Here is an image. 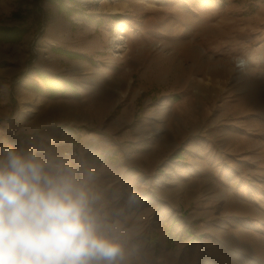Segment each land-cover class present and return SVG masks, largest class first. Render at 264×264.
<instances>
[{
  "label": "rangeland",
  "instance_id": "374dc122",
  "mask_svg": "<svg viewBox=\"0 0 264 264\" xmlns=\"http://www.w3.org/2000/svg\"><path fill=\"white\" fill-rule=\"evenodd\" d=\"M65 2L80 13L60 16L62 36L48 34L59 14L35 3L0 69L11 143L67 126L68 150L86 152L109 195L140 189L138 264H264V0ZM184 43L202 70L227 71L189 84ZM58 46L87 59L59 63ZM33 68L76 93L22 98L25 79L40 82Z\"/></svg>",
  "mask_w": 264,
  "mask_h": 264
},
{
  "label": "clouds",
  "instance_id": "9594fccd",
  "mask_svg": "<svg viewBox=\"0 0 264 264\" xmlns=\"http://www.w3.org/2000/svg\"><path fill=\"white\" fill-rule=\"evenodd\" d=\"M100 176L65 147L0 144V264H138L144 193L109 195Z\"/></svg>",
  "mask_w": 264,
  "mask_h": 264
},
{
  "label": "crops",
  "instance_id": "0c3cea01",
  "mask_svg": "<svg viewBox=\"0 0 264 264\" xmlns=\"http://www.w3.org/2000/svg\"><path fill=\"white\" fill-rule=\"evenodd\" d=\"M42 1V2H41ZM66 0H63V2L66 5H71L65 2ZM72 3H76L78 0H69ZM39 2V4H38ZM46 3L51 9H53L56 14L59 16V19H57L54 23H52V25H50L49 29H48V34L54 35L56 38H59L58 36H62V33L65 32L68 29V25L64 24L63 21H61L60 16L64 15L63 13H59L57 10V6H56V2L52 3L50 0H34V4L30 3L29 5L25 6V3L23 0H0V25H6V26H19V24L21 23L20 26L25 24V21L27 19L28 16L35 15V13H37L39 10L36 7V4L41 5V10L43 11V5L40 3ZM36 3V4H35ZM74 5V4H73ZM20 7V17H16V16H12V12L17 10V8ZM34 7V8H32ZM40 8V6H39ZM26 11H28V13H26ZM24 21H23V20ZM52 26V27H51ZM32 27V26H31ZM25 35V34H24ZM19 42H0V62H6V59H16L17 57H13L11 55H9V53H7L8 51H10L11 49H13L14 47H16L15 44L20 43L23 40V37ZM58 40V39H57ZM65 49V48H61L60 46L58 47H51V51L53 53L57 54L58 57V61L59 63H63V64H68L69 62H72V59L67 57L66 55L62 54V53H58L56 52V49ZM15 49V48H14ZM66 50H70V49H66ZM73 51V50H71ZM5 65V64H4ZM4 66H1V68H3ZM33 73H35L36 77L39 79V83L37 81H33L32 76L28 77V79L24 80L23 85L20 87L21 91L20 93L22 94V98H27V97H35L37 100L42 101L43 98H41V96L43 94H47L49 95V92L45 90L44 84L42 82V80L39 77L40 73L45 74L47 77H50L53 84H55L56 87H65V89L67 90V88L71 87V84H73L71 82V80L69 78H63L64 80H67V82H65V84H59V82H57V73L53 72L50 73L46 70L43 69H34L32 70ZM1 73V72H0ZM29 73H27L28 75ZM5 75V74H4ZM29 76V75H28ZM4 76L3 74H0V79H3ZM58 79L60 80V78L58 77ZM31 83V87L28 86ZM35 86H38L40 89L39 91H37L35 89ZM68 91V90H67ZM47 92V93H46ZM26 100V99H25ZM11 117L9 116V114H5L4 112L2 113V111L0 112V144H7L12 142V135H11V126H10V121ZM42 121V120H41ZM6 124V125H4ZM69 127H54L51 128L49 130H41L39 133H36L32 138L26 136L27 138V143L31 142V143H44V144H48V145H57L60 147H65L67 149H72V144L70 141L65 140L64 138H68L69 135ZM24 135V134H23ZM77 154L83 155L85 157L86 152H81L79 149L78 151L76 150Z\"/></svg>",
  "mask_w": 264,
  "mask_h": 264
},
{
  "label": "trees",
  "instance_id": "16d2710c",
  "mask_svg": "<svg viewBox=\"0 0 264 264\" xmlns=\"http://www.w3.org/2000/svg\"><path fill=\"white\" fill-rule=\"evenodd\" d=\"M26 3H29L28 0H23ZM52 3L56 2V6H57V10L59 13H63L64 15H76L78 13H80L79 11L75 10L74 8L66 5L63 0H50ZM20 7L17 8V10H15L14 12H12V16H16V17H20ZM26 13H28V11H26ZM116 18H119V14L114 15ZM23 20V19H22ZM30 30V26L29 25H22V26H1L0 25V42H19L22 39V36L27 33ZM56 52L58 53H62L64 55H66L67 57L71 58V59H87L86 56H84L81 53L75 52V51H71V50H66V49H56ZM90 59V57H89ZM91 61V59H90ZM5 64V62H0V67L3 66ZM40 79L42 80L45 90L49 92L50 96H54L57 94V92H61V93H65V91H67L65 89V87L61 88V87H56L51 78L47 77L45 74L40 73L39 74ZM70 90H72L71 87H69ZM35 89L37 91H39V87L35 86ZM72 92H75L74 90H72ZM76 93V92H75ZM88 158H92L93 161V157L88 156Z\"/></svg>",
  "mask_w": 264,
  "mask_h": 264
},
{
  "label": "bare ground",
  "instance_id": "6f19581e",
  "mask_svg": "<svg viewBox=\"0 0 264 264\" xmlns=\"http://www.w3.org/2000/svg\"><path fill=\"white\" fill-rule=\"evenodd\" d=\"M110 9L113 10V11H117L116 7H112ZM206 31L208 32V34H211V33L215 34V35L218 34V29L215 28V27L212 28V29H208ZM210 36H206V37H210ZM187 42H189V41H187ZM180 51L182 53L181 56L183 57V59H187L188 58L191 61V64L189 65V68H188L189 69L188 74H191L192 78L188 79V83L189 84H191L193 82H196L197 85H200L201 84V82H200L201 79H199L197 81V80H195V76H198L201 73L207 74L209 76V78H210L208 81H209V83H211L213 81V78H215L214 74H216V72L219 71L218 73H221L222 71H224V72L227 71L226 67H224V66H221L219 69L217 68V69H214V70H202L201 69L202 67H201V65L198 62V60L200 58V53L198 52V50L196 49L195 46L191 45V43H184V45L181 46ZM246 61H247V64H248V60H246ZM179 67L180 66H174V69H178ZM215 70H218V71H215Z\"/></svg>",
  "mask_w": 264,
  "mask_h": 264
},
{
  "label": "built area",
  "instance_id": "2783aa9c",
  "mask_svg": "<svg viewBox=\"0 0 264 264\" xmlns=\"http://www.w3.org/2000/svg\"><path fill=\"white\" fill-rule=\"evenodd\" d=\"M20 140H21V141H19V143H20V142L26 143V141H25L24 138H20ZM71 152H73V153H77L76 150H71Z\"/></svg>",
  "mask_w": 264,
  "mask_h": 264
}]
</instances>
